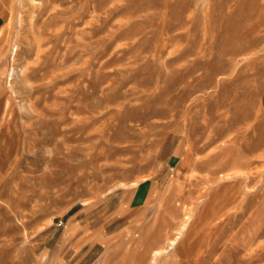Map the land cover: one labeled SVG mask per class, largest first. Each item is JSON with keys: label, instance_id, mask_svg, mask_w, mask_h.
<instances>
[{"label": "rangeland", "instance_id": "obj_1", "mask_svg": "<svg viewBox=\"0 0 264 264\" xmlns=\"http://www.w3.org/2000/svg\"><path fill=\"white\" fill-rule=\"evenodd\" d=\"M0 264H264V0H0Z\"/></svg>", "mask_w": 264, "mask_h": 264}]
</instances>
